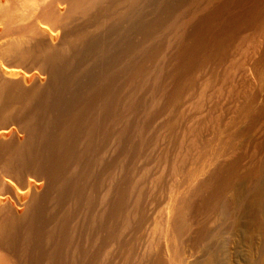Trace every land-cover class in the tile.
Returning <instances> with one entry per match:
<instances>
[{
    "label": "bare ground",
    "instance_id": "6f19581e",
    "mask_svg": "<svg viewBox=\"0 0 264 264\" xmlns=\"http://www.w3.org/2000/svg\"><path fill=\"white\" fill-rule=\"evenodd\" d=\"M263 185L264 0H0V264H247Z\"/></svg>",
    "mask_w": 264,
    "mask_h": 264
},
{
    "label": "rangeland",
    "instance_id": "374dc122",
    "mask_svg": "<svg viewBox=\"0 0 264 264\" xmlns=\"http://www.w3.org/2000/svg\"><path fill=\"white\" fill-rule=\"evenodd\" d=\"M253 198L251 196L247 210V220L250 223L251 246L248 250L245 245H240L238 251L239 256L245 258L247 264H264V231H262L263 229L261 230L260 226L257 224L258 219H264V185L263 197H261V200L257 202L256 198H254L256 202H252ZM260 230L262 232H260Z\"/></svg>",
    "mask_w": 264,
    "mask_h": 264
}]
</instances>
